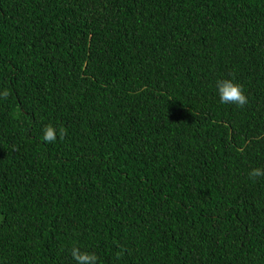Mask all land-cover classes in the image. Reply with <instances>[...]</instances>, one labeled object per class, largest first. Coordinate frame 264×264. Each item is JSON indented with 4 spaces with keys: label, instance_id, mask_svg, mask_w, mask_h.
<instances>
[{
    "label": "trees",
    "instance_id": "trees-1",
    "mask_svg": "<svg viewBox=\"0 0 264 264\" xmlns=\"http://www.w3.org/2000/svg\"><path fill=\"white\" fill-rule=\"evenodd\" d=\"M5 89L0 264H264V0H0Z\"/></svg>",
    "mask_w": 264,
    "mask_h": 264
},
{
    "label": "clouds",
    "instance_id": "clouds-1",
    "mask_svg": "<svg viewBox=\"0 0 264 264\" xmlns=\"http://www.w3.org/2000/svg\"><path fill=\"white\" fill-rule=\"evenodd\" d=\"M216 88L219 94L221 104H234L240 108L245 107L249 103L247 95H245L243 86L234 82V79H218ZM11 94L10 89L0 92V98L7 99ZM67 129L60 127L55 128L53 125H47L43 130V141L45 143H55L57 138L63 141L67 136ZM248 177L255 182L259 177H264V168H253L249 171ZM69 253L76 264H100V258L95 252L81 250L79 246L73 245L69 249ZM123 254V250L116 253L117 259Z\"/></svg>",
    "mask_w": 264,
    "mask_h": 264
}]
</instances>
